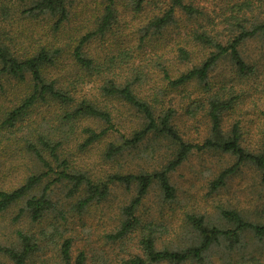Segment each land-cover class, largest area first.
Listing matches in <instances>:
<instances>
[{"label":"trees","instance_id":"16d2710c","mask_svg":"<svg viewBox=\"0 0 264 264\" xmlns=\"http://www.w3.org/2000/svg\"><path fill=\"white\" fill-rule=\"evenodd\" d=\"M18 1L11 5V0H0L1 14L9 20L0 21V97H5L0 105V152L8 146L10 155L29 163L16 180L0 177V217L14 210V222L27 219L41 225L53 210L63 216L51 198L55 188L66 189L67 198L77 195L70 207L80 213L105 201L111 186L119 184L134 192L120 208L119 227L107 238L120 243L137 238L141 251L123 264H207L214 247L224 244L232 250L246 234L264 242V223L233 209L219 210L225 222L221 225L184 212L187 245L165 241L163 234L173 238L172 232L159 230L160 223L141 212L152 187L163 202L175 201L170 173L193 151L235 158L210 181V191L250 165L264 192V108L253 131L243 129L241 118L225 122L252 94L247 86L259 90L253 78L264 66V58H256L264 56V0L229 1L218 12V21L205 15L198 0H166L162 14L147 20L142 11L151 0ZM170 27L174 35L167 33ZM221 29L229 32L227 39L221 38ZM152 36L156 42L151 50L140 53ZM91 40L103 47L95 55L87 50ZM249 42L257 43L256 56L245 55L243 46ZM223 60L230 61V74L215 80L211 73ZM89 82H94V91L87 90ZM262 99L263 88L256 100ZM178 110L205 117L208 135L202 143L180 135ZM246 133L256 142L254 150L243 146ZM146 139L167 141L172 149L165 164L151 172L116 170L95 178L74 165L95 147L103 160L114 162L141 150ZM14 232L13 239L0 243L2 264H27L49 238L44 227L36 232L20 226ZM57 253L55 264H86L84 252L73 256L70 238L60 241Z\"/></svg>","mask_w":264,"mask_h":264},{"label":"rangeland","instance_id":"374dc122","mask_svg":"<svg viewBox=\"0 0 264 264\" xmlns=\"http://www.w3.org/2000/svg\"><path fill=\"white\" fill-rule=\"evenodd\" d=\"M78 1L75 0V3L77 4ZM151 1L152 3H147L142 11L143 18L146 20L161 15L167 7L166 0ZM229 1L233 2L234 0H198L197 5L210 19L218 21V12L222 11ZM14 3H19V1L11 0V5H14ZM176 16H179V14ZM128 17H130V14H128ZM1 20L9 21L8 18L5 19L2 16L0 11ZM6 27L8 32L12 31L9 24ZM10 29L11 31H9ZM168 29L167 33L175 34L172 27ZM221 30V38L227 39L229 32L224 29ZM127 39L130 40L131 38L127 37ZM96 40L98 41V38ZM155 42V36H152L140 53L144 54L150 51L151 45ZM102 48L99 42L96 43V41L91 40L87 50L95 55V51ZM243 51L245 55L247 53V55L256 56L259 53V48L257 43L249 42L243 46ZM259 57L264 58L260 53L256 58ZM230 69V61L223 60L213 70L211 76L215 80H221L230 74ZM258 71L259 74L253 78V82L254 85L257 83L255 87H259V90L254 92L247 86L246 89L252 91V94L250 93L249 97L246 95L241 109H238L234 114L226 115L225 122L227 124L241 118L243 119L241 120L244 126L243 129L254 130V126L258 123L260 111L264 108V99L262 101L256 100L260 96V90L264 89V66H259ZM7 88L10 87L7 86ZM94 88H96L94 82L87 84V90ZM99 98L103 100L100 96ZM4 99L5 97H0V105H4ZM179 105L177 102L176 107ZM175 123L180 135L186 141L202 143L208 135V122L200 112L191 117L189 114L178 110ZM245 137L243 146L254 150L256 143L254 138L248 133ZM118 141H120L119 135ZM4 147L6 151L0 152V177L6 176L10 180H16L21 174H24L25 165L29 162L17 154L10 155L8 146ZM171 150L167 141L157 144L156 142L150 143L146 139L142 143L141 150L135 154H125L117 157L114 162L103 160L102 157L104 156L100 149L95 147L88 152L85 151L79 158L78 163H74V165L79 169L88 170L89 174L95 176V178H102L116 170L151 172L165 164L163 162L166 161L167 157H171ZM234 161L233 156L217 151H193L183 163L170 173V180L176 188L175 201L172 203L163 202L160 199L157 187H152L141 207L142 216L147 220L153 219L160 223L159 230L164 229L163 232L167 230L172 232L173 238L163 234L166 238L163 237L165 241L174 240L175 243L186 245L190 237L189 228L183 226V213L186 211L203 216L207 224L221 225L225 223L220 219L219 210L221 208L236 210L250 221L264 223V192L258 173L250 165L241 166L236 173L228 178L225 186L217 191H210V181L222 169L232 165ZM29 167L32 168V165ZM66 192V189L61 188H55L51 192V198L57 203L63 216L59 215V210H53L48 213L41 225L30 223L27 219L22 222H14L13 216L16 214L14 210L8 211L0 217V243L5 244L4 240L13 239L15 229L20 226L27 230L32 228L36 232L44 227L49 238L41 243L44 247L43 250L29 259L27 264H55L58 261V244L65 238L71 239L73 256H76L79 252L85 253L87 257L86 264H123V260L130 255L140 254L137 238L124 243L113 242L107 238L108 234L119 227L120 208L129 201L133 195V190H127L119 184L112 185L105 201L100 204H93L80 213L70 207V202H73L77 195L74 198H67ZM60 203H64L63 206H60ZM50 223L58 229L54 230ZM207 260L209 261L207 264H264V242L258 241L250 234H246L241 244L233 247L232 250L227 249L224 244L221 247H214L209 252ZM3 262H5V259L0 257V264ZM183 264L198 263L189 261Z\"/></svg>","mask_w":264,"mask_h":264}]
</instances>
